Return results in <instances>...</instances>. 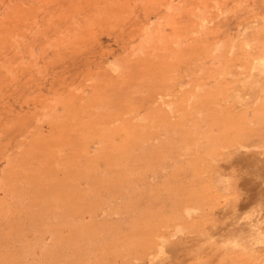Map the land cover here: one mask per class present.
Instances as JSON below:
<instances>
[{"label": "bare ground", "instance_id": "1", "mask_svg": "<svg viewBox=\"0 0 264 264\" xmlns=\"http://www.w3.org/2000/svg\"><path fill=\"white\" fill-rule=\"evenodd\" d=\"M0 3V85L17 97L109 61L89 60L103 59L90 50L82 71L67 61L49 77L52 59L81 58L83 4L90 34L108 27L103 36L130 48L121 45L126 64L106 66L117 75L94 72L88 100L73 83L80 104L71 93L59 104L50 95L52 107L30 96L42 105L32 121L40 138L10 131L8 151L0 142V193H10L0 200V264H264V189L245 177L264 182V0H34L55 11L46 18ZM50 24L54 36L41 28ZM131 78L141 98L127 107Z\"/></svg>", "mask_w": 264, "mask_h": 264}, {"label": "rangeland", "instance_id": "2", "mask_svg": "<svg viewBox=\"0 0 264 264\" xmlns=\"http://www.w3.org/2000/svg\"><path fill=\"white\" fill-rule=\"evenodd\" d=\"M20 1H23V2H25V4L24 3H21V4H19L20 3ZM1 4V3H0ZM125 4H127V3H125ZM19 5H23V7H25L26 5L28 6V7H30V9H27L26 11H30L31 12V14L34 16V17H40V15L41 14H43L44 15V17L46 18V15L48 14V12L49 13H55V11H52V7L50 6V8H48V7H45V5L46 4H36V3H34V0H14L13 2H9V0H4V3H3V6L4 7H6V9H9V10H11V8H13V7H18ZM238 5H235V6H233L232 8H230V9H233V10H235V9H239L238 7H237ZM45 7V8H44ZM110 8H113V7H110ZM216 7H211V3H210V6H209V9H208V11H210V9L212 10L211 12H212V15H215V14H217L218 13V9L216 10L215 9ZM82 9H85V12L84 11H82L81 9H80V12L77 14L78 15V17H79V20H78V22L80 23V25H79V27H81V28H78V29H80V33L82 34V37L83 38H81L80 40H81V45L80 44H78V46H77V48L79 47V46H81V47H79V51L78 52H80L81 53V55H79V57H81V58H78V59H81V60H78V59H73V57H72V55L71 54H68L67 53V55L65 56V62H62V61H60V60H55V58L52 56V58H54V60L52 59L51 60V56L49 57V59L52 61V65H51V67H50V69H52V68H54L55 67V70H57L60 66H65V65H62V64H66V62L67 61H69V62H71L72 61V64H71V67L69 68V69H71V70H73L72 68H76V71L77 72H79V70H81L82 71V69L80 68L79 69V64L80 63H83V61H84V57L86 56V57H88L89 56V54H88V52H91L90 50H92V52L91 53H95L97 50H99L100 51V53H99V58L102 56L103 57V59L102 60H100V59H98V58H96V57H98L97 55H98V53L96 52L94 55H92V54H90V58H89V60H91V58H92V60L93 59H95V60H97L98 62H100V61H102L103 63H104V59L105 58H108L109 59V61L107 60V62H105L106 64H105V66H103L102 64L101 65H99L101 68H100V71L101 72H97V70L96 69H99V67H97V65H92L93 67V69H87L86 67H84V70H83V75H81L82 74V72H79L80 74H79V78H76V79H73V80H69L68 81V79H66L65 80V82H63L64 84H63V86L65 85V87H67L68 85H70V87H67L68 88V91H67V88H65V87H61V86H59L60 88L58 89V90H54V89H49V90H42V91H40L39 93H40V95H39V93L36 95V93L37 92H35V89L32 87V88H30V87H28V86H26V88H25V90L26 91H30L29 92V94H28V96L26 95V94H24V93H21L22 91H21V89H24V88H20L19 89V95H18V97L16 96V95H14V94H12V93H10V92H8V90L6 89V90H4L5 88L3 87V85L1 84L0 85V117H1V119H0V125H2V127L0 126V130L1 131H4V134H5V136H3L2 137V141L0 140V142L3 144H5V142H7L8 140V136L10 137V134L12 133L13 134V136H14V134L18 131V137H17V135L16 136H14L15 138H17V140L16 141H21L22 140V138H23V142H26L27 140H29V138L31 137V140H32V137L33 136H35V135H37L39 138L43 135L42 133H41V130H39V128L40 127H42V123H39V122H37V121H35V122H32L33 121V119L35 120V116H40V114H41V110H40V108H38V107H41V106H38V103H36V105L34 104V102H33V100H32V96H33V98L36 96V97H40V98H42V99H38V100H41V102H39V105L42 103V102H44L45 101V99H52V100H59V101H57L58 102V104H59V102L60 101H65V100H68V99H70V93H71V96H76L75 98H76V100L78 99V93H77V89H75L74 87L72 88L71 86H73V83H76V85H77V83H79L77 86H80V84H81V86H80V88H82V90H83V92L85 93L84 94V96H83V99L85 98V100H88V98H90L91 96H93V94H97V91H95L96 93H94V91H93V89L90 87L91 85H88V84H90V81L92 80V79H90V78H92V76H93V74H95V73H100V75H99V79L101 80V75L103 76V74L105 73V75L107 74H110L109 72H111L113 75H117L116 73H114V71L112 72V71H109L108 70V68L106 67L108 64H109V62H111V60L112 59H114V60H116V59H120V60H118V62L119 61H122L123 63H125L126 64V62H125V60H121V58L120 57H124V58H126L125 57V54L123 53V51H121L122 50V48H121V45H123L124 43H126L128 40L127 39H122L121 40V43H116L115 41H114V39L113 40H108L106 37L107 36H103V34L105 33V35H106V33L108 32V27H98V34L96 35V34H94L95 33V31H93V32H91V34H90V31H89V28L88 27H85V25L83 26L82 25V21H81V19L83 20L84 19V17H86V16H91L92 14L91 13H88L89 12V8H88V6H86V4H83L82 5ZM34 12H38L37 14H35ZM112 12H113V10H112ZM1 13H4V9H3V11H2V6H1ZM76 13V12H75ZM109 13H111V11L109 12ZM109 13H107V14H109ZM214 13V14H213ZM112 15V14H111ZM107 19H110V16H108L107 17ZM53 20H55V19H53ZM210 19H209V15L207 14V19H206V22H208ZM55 21H57V20H55ZM42 22V21H41ZM68 22V21H67ZM77 22V23H78ZM39 23H40V21H39ZM59 23H60V20H59ZM58 24V23H57ZM57 24H55V26H57L55 29H53L54 27H52V25L50 24V25H42L41 26V28H44V29H47V30H49L51 33H50V36L52 35V36H54V35H56V33L54 34V32H56L57 31V28H58V25ZM108 23H106V25H107ZM54 26V25H53ZM71 26V25H70ZM128 26V25H127ZM52 28V30H51V28ZM82 27H84L83 29H82ZM172 27H174V28H177L178 26L177 25H174V26H172ZM66 28V27H65ZM86 28H88V29H86ZM126 28V27H125ZM85 29V30H84ZM96 29V28H95ZM37 30H38V28H37ZM36 30V28L35 29H33V30H31V31H29V33L30 32H34V31H37ZM77 30V29H76ZM103 31V32H99V31ZM60 31V30H59ZM89 32V33H88ZM58 33H60V32H58ZM57 33V34H58ZM62 33V32H61ZM93 33V34H92ZM101 33V34H100ZM114 33V32H113ZM91 35H94L92 38H91ZM99 35H101V36H99ZM90 37L89 39H88V37ZM96 37V38H95ZM100 39H99V38ZM113 37H114V35H113ZM57 38H58V36H57ZM92 39H94V42L92 41ZM97 39V40H96ZM111 39V38H110ZM85 40V42H83ZM87 40V41H86ZM96 40V41H95ZM101 40V41H100ZM125 40H126V42H125ZM113 41H114V45H113ZM58 42V41H57ZM90 42H91V44H90ZM97 42V43H96ZM109 42H111V43H109ZM120 42V41H119ZM93 43V44H92ZM102 43V44H101ZM106 43H107V45H106ZM117 45H116V44ZM93 45V46H92ZM95 45V46H94ZM97 45V46H96ZM109 45V46H108ZM125 45H127V43L125 44ZM39 46V45H38ZM86 46H89L88 48H86ZM98 46H100V48L98 49ZM107 46V47H106ZM129 45H127V49H128V51H127V53H129V50H130V48L128 47ZM92 47V48H91ZM106 47V48H105ZM117 47H118V49H117ZM84 48H85V50H84ZM96 48V49H95ZM107 48H109V49H107ZM116 50H115V49ZM87 49V50H86ZM106 49V51H104ZM121 49V50H120ZM89 50V51H88ZM112 50V51H111ZM120 50V51H119ZM82 51H84V52H82ZM86 51V52H85ZM98 51V52H99ZM104 51V52H103ZM111 51V52H110ZM107 52V53H106ZM122 52V53H121ZM131 52V51H130ZM87 53V54H86ZM101 53H104V54H101ZM113 53V54H112ZM108 54V55H107ZM121 54H123V56L121 55ZM130 54V53H129ZM104 55V56H103ZM121 55V56H120ZM94 56V57H93ZM114 56V57H113ZM119 57V58H118ZM174 57V56H173ZM111 58V59H110ZM67 59V60H66ZM50 60H48L47 59V62H49ZM76 60V61H75ZM86 60V59H85ZM128 60V59H127ZM50 61V62H51ZM58 65H56V64H54V62ZM88 61V60H87ZM86 61V62H87ZM101 62V63H102ZM117 62V63H118ZM125 64H123L122 65V70L120 71L121 73H126L127 74V66L128 65H125ZM54 65V66H53ZM125 65V66H124ZM57 66V67H56ZM104 67H105V69H104ZM125 67H126V70H124L125 69ZM61 68H63V69H65L66 70V68L65 67H61ZM42 69V71H43V68H41ZM95 70V71H94ZM105 72H104V71ZM57 71H59V69L57 70ZM75 71V70H74ZM51 72H52V74L49 76V77H51L52 75H54L53 76V78H55V79H57V80H59V78L57 77L59 74V72H56V73H53V69L51 70ZM95 72V73H94ZM88 73V74H87ZM121 73H119V75H121ZM111 74V75H112ZM126 74H122V75H126ZM81 75V76H80ZM105 75H104V77H105ZM128 75V74H127ZM88 76H89V79L90 80H88ZM83 78V82L81 81H79V80H82V78ZM27 78V77H26ZM52 78V77H51ZM128 78V77H127ZM130 78V77H129ZM60 79H62V76H60ZM78 79V80H77ZM85 79H86V81H85ZM98 79V81H100ZM27 80V79H26ZM29 80V79H28ZM95 80V79H94ZM132 80H134L133 82H132ZM30 81V80H29ZM73 81V82H72ZM77 81V82H76ZM89 81V82H88ZM130 81V82H129ZM138 80L136 79V78H131V79H129L128 80V83H130V84H126V85H124L123 87L125 88H123L122 87V89L125 91V92H127V94H129V93H131V92H133V93H131V94H133V98L131 97V96H128V95H124V96H127V107H129V104H131V103H135V102H137L140 98H141V96L138 94V90L140 89H137V91L136 90H134V88L135 87H133V86H136V82H137ZM28 82V81H27ZM67 82H69L68 84H67ZM70 83H72V84H70ZM86 83H88V84H86ZM82 84H83V86H82ZM85 84V85H84ZM91 84H93V80L91 81ZM6 84L4 83V86H5ZM87 85H88V87H87ZM130 85V86H129ZM112 85H109V88L111 87ZM47 87V86H46ZM98 87V86H97ZM104 87V86H103ZM115 87V85H114V82H113V88ZM127 87H129V88H127ZM64 88V89H63ZM70 88H71V91L72 92H70ZM132 88V89H131ZM66 89V90H65ZM114 89H116V88H114ZM127 89H128V91H127ZM129 89H130V91H129ZM89 90V91H88ZM49 91V92H48ZM86 91V92H85ZM65 92H66V94H65ZM11 95H10V94ZM42 93V94H41ZM93 93V94H92ZM5 94V95H4ZM46 94V95H45ZM63 94L66 96L67 94H68V96H66L65 98L63 97ZM92 94V95H91ZM137 94H138V97H137ZM50 95H52V98H50ZM58 95V96H57ZM61 95H62V97H63V99H62V97H61ZM136 95V96H135ZM24 96H26V97H24ZM31 96V97H30ZM57 98H56V97ZM60 96V97H59ZM95 96V95H94ZM124 96H122V97H124ZM29 97V98H28ZM67 97H69V98H67ZM11 98V99H10ZM13 98H15L16 100H14L13 101ZM17 98H18V100H17ZM23 98H24V100H25V102L24 103H22V104H20V101L21 100H23ZM26 98H28L27 100H26ZM75 98H72V99H75ZM32 101H31V100ZM36 98H35V100H37ZM28 100H30V101H28ZM84 100V103H83V105L84 104H88V102L87 101H85ZM120 100H122V98L120 99ZM15 101H17L16 103H14ZM29 102H31V103H33L32 105H35L36 106V108H35V106H33L32 107V109L30 108L32 105H31V103L29 104ZM75 102V101H74ZM117 103L118 102V104H116V105H119L121 102H119V101H114L113 102V104L114 103ZM26 103V104H25ZM47 103V104H46ZM50 103V104H49ZM47 102V101H45V103H43L44 104V106L45 105H48V106H50V107H52V106H54L55 104H54V101H53V103H51V102ZM76 103L78 104L79 103V100H77L76 101ZM11 104V105H10ZM20 106H19V105ZM28 104V106H26ZM58 104H56V105H58ZM80 104V103H79ZM89 105V104H88ZM138 105V104H137ZM10 106H12V107H10ZM22 106V107H21ZM27 109L28 108V110H26L24 107ZM115 106V105H114ZM131 106V105H130ZM18 107V108H17ZM19 107H21V108H19ZM116 107V106H115ZM17 108V109H16ZM22 108H23V110L24 111H22ZM117 108H119V107H117ZM122 108V107H121ZM30 109V110H29ZM34 109V110H33ZM36 109V110H35ZM49 109V108H48ZM90 109V108H89ZM31 110H33L34 112H32ZM59 110H61V108H60V106H58V109H57V111H59ZM92 110V109H91ZM22 112V113H21ZM27 112V113H26ZM29 112L31 113V115L29 114ZM35 112H36V114H38V115H33V113L35 114ZM17 114H19V115H17ZM23 114V115H22ZM25 114V115H24ZM28 116H27V115ZM20 115H22V117H24L23 119H22V117L20 118L19 116ZM16 116V117H15ZM26 116V117H25ZM32 117V118H31ZM29 118V119H28ZM16 119H17V121H16ZM21 119V120H20ZM112 120V119H111ZM19 121V122H18ZM27 121V122H26ZM29 121V122H28ZM111 121H107V119H106V123L107 124H109ZM28 123V124H27ZM30 123V124H29ZM31 123H33V124H31ZM17 124H18V126H17ZM39 125V126H36V125ZM11 125V126H10ZM23 125H29L28 127L27 126H25L24 128H23ZM35 126V129H34V127L33 126ZM41 125V126H40ZM45 125V124H44ZM113 125V124H112ZM19 129H18V128ZM30 127V128H29ZM26 129V130H25ZM41 129V128H40ZM30 130H32L33 132H31ZM36 130H37V132H38V134H37V132H36ZM10 131H11V133H10ZM15 131V132H14ZM30 131V132H29ZM36 132V134H35V132ZM29 132V133H28ZM41 134H40V133ZM22 133V134H21ZM27 133V135L29 136H27V135H25ZM32 135H31V134ZM59 134V133H58ZM66 136V135H65ZM7 137V138H6ZM25 137V138H24ZM36 137V136H35ZM14 138V139H15ZM21 138V139H20ZM28 138V139H27ZM27 139V140H26ZM45 139V138H44ZM43 139V140H44ZM86 138H83L82 139V137H80L77 141L78 142H80V143H78L79 145H85L86 144V140H85ZM6 140V141H5ZM26 140V141H25ZM30 140V141H31ZM82 140H84L85 142H84V144H83V141H82V143H81V141ZM28 142V143H26V144H28V146H26L28 149H30V148H32V147H34V146H38L39 144H40V142L41 141H38V142H35V145H33V143L32 142ZM91 142V141H90ZM37 143V144H36ZM50 143V142H49ZM48 143V144H49ZM92 143V144H91ZM91 143H87V145L89 144L90 145V147H94V142H91ZM3 144V145H4ZM5 146V145H4ZM4 146H2V147H4ZM43 146H45V144H43ZM10 148H12V147H10ZM5 149H6V151H8V149H9V145L8 144H6V146H5ZM12 150H13V148H12ZM14 152H15V150H14ZM34 152V151H33ZM32 152V153H33ZM37 153V151L36 152H34V154H36ZM1 155V154H0ZM18 155H20V153L18 154ZM2 162L4 163V161L2 160ZM1 162V163H2ZM3 163H2V165H3ZM2 165H0V172L2 171V168H4V166H2ZM256 176H257V174L255 173V172H253V173H250V174H247V176H246V174H245V177H248V178H253V179H255L256 181H253V184L251 185V187H250V189H252V188H255V189H257V188H261V189H264V182H258V180L256 179ZM262 180V179H261ZM264 180V179H263ZM260 186V187H259ZM14 187V186H13ZM247 187H249V186H247ZM4 189V188H3ZM243 190H241V192L240 193H243L242 192ZM254 191H256V190H254ZM4 192H5V194L6 195H4V194H1L0 193V200L2 199V197H4L3 198V200L5 199V198H7L9 195H10V193H7L6 192V190H4ZM3 192V193H4ZM250 192V190L248 191V193ZM260 198V197H259ZM259 198H258V196H256V202H255V204H258L259 202H260V200H259ZM9 199V198H8ZM23 199L24 200H28V199H30V197L29 198H25V197H23ZM257 200H259V201H257ZM263 200V199H262ZM7 202H8V204H7V206L9 207V209H11L10 211H12L13 212V214H14V212H15V209L13 208V202H11V199H9V200H7ZM9 203H10V205H9ZM11 206V207H10ZM258 206V205H257ZM7 207V208H8ZM13 208V209H12Z\"/></svg>", "mask_w": 264, "mask_h": 264}]
</instances>
